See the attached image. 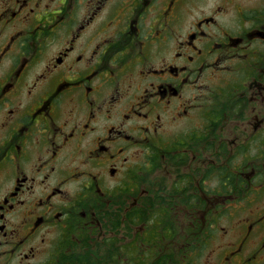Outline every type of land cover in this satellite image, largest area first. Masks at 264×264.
<instances>
[{"label": "flooded vegetation", "instance_id": "obj_1", "mask_svg": "<svg viewBox=\"0 0 264 264\" xmlns=\"http://www.w3.org/2000/svg\"><path fill=\"white\" fill-rule=\"evenodd\" d=\"M181 217L264 264V0H0V264H147Z\"/></svg>", "mask_w": 264, "mask_h": 264}, {"label": "rangeland", "instance_id": "obj_2", "mask_svg": "<svg viewBox=\"0 0 264 264\" xmlns=\"http://www.w3.org/2000/svg\"><path fill=\"white\" fill-rule=\"evenodd\" d=\"M187 193L182 192V196L184 198L187 197ZM183 217H181V220L178 219L179 222H177V233L169 235V238L172 240V242L177 243L174 245L172 243L170 250H175L177 251V255L175 257V264H210V261H214V259L210 260V251L212 249V246H207V245H201L197 246L196 248H193V246H190L191 244L189 243L188 237V226L187 223L184 222ZM175 225V223H174ZM181 236H186V238L183 241H179L176 237L178 235ZM181 242V243H179ZM215 245V244H214ZM186 249V251H181L183 249ZM215 253V252H212ZM148 258V257H147ZM172 263V262H171ZM147 264H149L147 260Z\"/></svg>", "mask_w": 264, "mask_h": 264}, {"label": "trees", "instance_id": "obj_3", "mask_svg": "<svg viewBox=\"0 0 264 264\" xmlns=\"http://www.w3.org/2000/svg\"><path fill=\"white\" fill-rule=\"evenodd\" d=\"M182 187H184V186H182ZM175 233H176V231H175ZM179 241H183L182 238ZM197 242H198V240H197ZM172 243L173 242L169 238L167 233L165 234V236L163 238L155 239L153 241L152 245H149V248H148L149 254H148V258H146V261L148 260L149 264H175L174 261L176 259L174 256L177 255V251L170 250ZM179 243H181V242H179ZM176 244L177 243H174V245H176ZM190 246H192V245H190ZM181 251L185 252L186 249L184 248ZM141 264H145V260H144V263L142 262Z\"/></svg>", "mask_w": 264, "mask_h": 264}]
</instances>
